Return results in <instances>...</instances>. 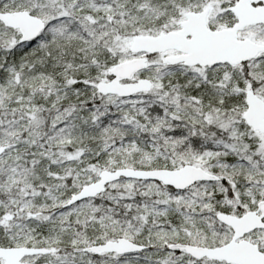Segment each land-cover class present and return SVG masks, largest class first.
Segmentation results:
<instances>
[{
    "label": "snow or ice",
    "instance_id": "snow-or-ice-1",
    "mask_svg": "<svg viewBox=\"0 0 264 264\" xmlns=\"http://www.w3.org/2000/svg\"><path fill=\"white\" fill-rule=\"evenodd\" d=\"M0 264H264V0H0Z\"/></svg>",
    "mask_w": 264,
    "mask_h": 264
}]
</instances>
